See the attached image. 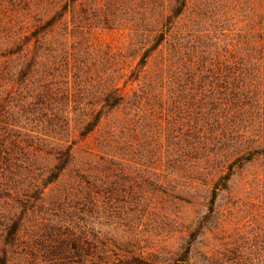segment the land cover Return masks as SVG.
Masks as SVG:
<instances>
[{"label": "trees", "instance_id": "trees-1", "mask_svg": "<svg viewBox=\"0 0 264 264\" xmlns=\"http://www.w3.org/2000/svg\"><path fill=\"white\" fill-rule=\"evenodd\" d=\"M93 5L101 12L103 0ZM187 6L174 0L151 27L134 31L144 36L125 46L134 66L111 53L93 69L82 57L93 48L86 37L91 9L82 0H0V264H152L151 252L109 236V222L96 216L107 199L103 173L121 166L124 150L141 162L158 150V195L190 198L216 180L213 204L236 162L253 158L249 148L239 151L242 126L229 120L242 109L245 90L225 94L234 108L204 101L201 34L196 23L182 22ZM166 133L164 151L158 136ZM67 172L72 180L50 198L48 189ZM147 189L141 186V198ZM88 204L90 221L79 219L77 205ZM182 258L189 264L188 251Z\"/></svg>", "mask_w": 264, "mask_h": 264}, {"label": "rangeland", "instance_id": "rangeland-1", "mask_svg": "<svg viewBox=\"0 0 264 264\" xmlns=\"http://www.w3.org/2000/svg\"><path fill=\"white\" fill-rule=\"evenodd\" d=\"M82 3L91 9L86 37L93 44L82 57L93 69H102L111 53L116 61L133 62L134 66L137 60L128 57L131 51H125V46L144 39L134 31L151 27L157 12L169 13L174 6V0H103L100 12L94 10L95 0ZM182 22L188 26L196 23L201 34L200 81L205 103L225 107L230 105L225 94L237 87L245 90L242 109L232 111L229 120L242 126L239 136L246 141L239 151L247 147L254 156L243 166L236 162L228 188L219 190L213 204L216 180L205 182L190 198L158 195L154 189L158 150L153 149L141 162L140 155L123 149L121 166L112 165L103 173L107 199H103L104 209L95 214L109 222L104 227L109 236L141 244L151 252L152 264H184L181 259L186 251L189 264H264V0H188ZM106 128L104 125L84 142V148L95 145ZM167 135L158 136L165 147ZM82 155L78 151L77 160ZM168 173H164L165 187L170 185ZM73 175L67 172L48 189L50 198L62 194ZM141 186L148 187L145 198H141ZM46 205L51 212V203ZM90 205H77L79 219L90 221ZM82 207L85 212L80 211Z\"/></svg>", "mask_w": 264, "mask_h": 264}]
</instances>
